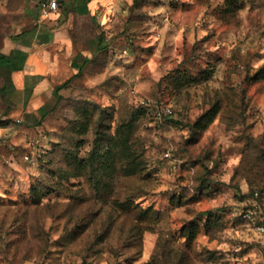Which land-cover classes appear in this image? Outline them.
I'll use <instances>...</instances> for the list:
<instances>
[{
    "label": "rangeland",
    "instance_id": "1",
    "mask_svg": "<svg viewBox=\"0 0 264 264\" xmlns=\"http://www.w3.org/2000/svg\"><path fill=\"white\" fill-rule=\"evenodd\" d=\"M95 1L39 109L0 67V264H264V0Z\"/></svg>",
    "mask_w": 264,
    "mask_h": 264
},
{
    "label": "crops",
    "instance_id": "2",
    "mask_svg": "<svg viewBox=\"0 0 264 264\" xmlns=\"http://www.w3.org/2000/svg\"><path fill=\"white\" fill-rule=\"evenodd\" d=\"M29 4H33L30 9ZM95 5V0H60L55 17L58 19L61 14L67 17L73 16V13L85 14ZM0 12L10 19L11 33L2 52L5 55L12 54L17 62L15 70L10 72L13 90L26 94L33 108L39 109L43 105V97L52 89L53 76L60 78L59 52L56 51L61 52L66 46L65 41H62V28L56 27L57 23L38 21L42 17L37 0H0ZM29 16L35 18L32 27L22 30ZM52 48L56 51H52Z\"/></svg>",
    "mask_w": 264,
    "mask_h": 264
},
{
    "label": "built area",
    "instance_id": "3",
    "mask_svg": "<svg viewBox=\"0 0 264 264\" xmlns=\"http://www.w3.org/2000/svg\"><path fill=\"white\" fill-rule=\"evenodd\" d=\"M59 2L60 0H37V5L40 11V16L44 19L48 18L49 16L56 14L59 10ZM169 114L170 111L167 110ZM158 116L161 114L158 112ZM255 230L261 235L264 236V224H258L255 226Z\"/></svg>",
    "mask_w": 264,
    "mask_h": 264
},
{
    "label": "trees",
    "instance_id": "4",
    "mask_svg": "<svg viewBox=\"0 0 264 264\" xmlns=\"http://www.w3.org/2000/svg\"><path fill=\"white\" fill-rule=\"evenodd\" d=\"M75 60H72L71 68H73V69H75V70L80 72L81 68L83 67V65H78ZM16 63L17 62H16V60L13 59V55L12 54L5 55L3 52L0 53V67L9 71V80H8V82H9V85L11 86V88H13V84H12L10 72L15 70ZM62 88H64V84L60 85L56 90L58 91V90H60ZM5 89H6V87H3V90H5Z\"/></svg>",
    "mask_w": 264,
    "mask_h": 264
}]
</instances>
